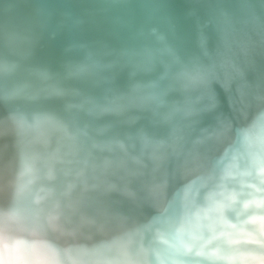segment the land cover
Wrapping results in <instances>:
<instances>
[{
  "label": "water",
  "instance_id": "1",
  "mask_svg": "<svg viewBox=\"0 0 264 264\" xmlns=\"http://www.w3.org/2000/svg\"><path fill=\"white\" fill-rule=\"evenodd\" d=\"M6 1L0 0V4L4 6ZM13 1L15 5L11 16L26 26L11 25L30 40V45L25 53L20 51L12 57L20 60L27 69L39 70L51 77L47 81L34 73H26L25 78L34 87L55 83L69 89L70 96L61 98L55 93H42L36 100H6L2 78L0 152L10 148L21 153L25 148L13 124H3L12 113H18L30 124L40 120L39 127L46 112L61 116L67 109L76 106V113L72 112L74 121L84 122L83 126H100L101 129L90 126L98 136L106 125H117L122 132L146 131L155 138V134L164 132L167 141L171 142L169 132L172 128L160 121L173 125L165 122L163 117L174 104L184 103L185 96L175 80L184 68L195 71L204 66L214 67L209 83L198 93L203 97L197 105L198 111L184 122L194 127L202 122L200 127L211 131L204 127L211 122L210 115L214 116L216 127L220 120H227L233 115L240 106L241 98L252 100L256 94L264 93L263 81H260L264 79V0ZM249 2L255 5V15L246 10ZM9 12L7 8L0 9V16L4 20L6 16L12 18ZM76 67L85 71L78 76L70 75ZM136 86L158 93L165 101L158 114L139 108H129L124 117H117L112 112H89V105L105 104L108 102L106 98L132 94ZM69 101L76 106L68 107ZM251 111L253 121L259 113L264 114ZM208 117L211 119L204 123ZM253 121L245 134L248 159L225 152L216 160L217 170L223 173L224 178L215 183L198 180L190 189L201 202L216 191L234 193L231 207L221 208L217 215H222L223 220L231 215L229 222L235 224L242 223L245 216L254 215L262 208L249 206L251 199L264 200V178L254 175L257 154L248 141ZM110 137L111 132L103 141ZM138 139L134 137L128 141V153L139 158L140 166L135 173L130 168L124 170L125 174L133 175L125 184L135 200L137 195L143 198L145 176L142 173H147L149 162L146 154L152 151L143 145L133 147V144L139 145ZM62 158L60 156L57 160V168L56 161L51 166L40 168L32 162L28 163L24 177L11 179L13 184L7 192L10 201L7 210L16 209L34 224L43 225L45 235L59 246H65L68 237L51 229L47 217L59 211L61 220L66 218L72 201L69 202L70 192L73 191L70 184L76 176L70 168L63 171ZM93 175L89 173V176ZM5 184L0 177V186ZM211 199L216 200L215 195ZM3 206L0 204V211L5 210ZM138 208L136 210L130 202H119L117 211L127 218H135L138 212L148 214L147 205ZM65 224L63 228L70 232L73 226ZM219 225L223 227L227 224ZM89 231L90 228L84 229V232ZM90 232L86 236L79 235L82 242L76 247L75 255L84 264H110L113 244L117 246L120 240L114 235L108 237L97 235L93 230Z\"/></svg>",
  "mask_w": 264,
  "mask_h": 264
},
{
  "label": "clouds",
  "instance_id": "2",
  "mask_svg": "<svg viewBox=\"0 0 264 264\" xmlns=\"http://www.w3.org/2000/svg\"><path fill=\"white\" fill-rule=\"evenodd\" d=\"M82 69L76 67L70 75H81L85 71ZM29 72L51 80L47 73L27 69L20 60L5 53L0 60V76L4 78L6 100H36L42 93H55L61 98L70 96L69 89L55 83L34 87L25 78ZM213 73L214 67L204 66L195 71L184 68L176 75V84L185 99L182 105L174 104L163 117L174 127L171 142L152 137L146 131L122 132L117 125L103 129L111 132V137L105 141L109 150L119 148L128 154V141L139 137L145 149L151 148L150 158L155 162L149 172L142 173L145 176L143 199L150 211L143 220L117 222L114 238L124 241L125 247L110 264H186L197 251L201 235H209L217 209L225 206L209 197L201 202L190 189L200 179L215 183L224 178L217 170L216 160L225 152L248 159L245 134L253 121L251 109L254 105L256 112H264V93L256 94L252 100L241 98L233 115L220 120L211 131L197 129L184 122L198 111L197 105L203 98L198 93L209 83ZM106 99L107 104L94 103L89 112L123 115L129 108H139L156 115L165 105L158 93L144 91L140 86H136L132 94ZM75 106L68 102V107ZM9 119L27 149L22 151V160H30L36 168L51 166L65 147L79 152L87 144V131L78 127L73 130L68 121L56 115L46 114L39 127L28 123L18 113H12ZM133 159L140 162L138 157ZM254 164V175L264 178V149L259 150ZM25 171L22 166L18 175L23 178ZM222 195L226 202L231 199L227 194ZM47 223L51 229L68 237L65 246L51 241L43 225L34 224L18 210L0 211V264H84L75 255V234L65 231L60 212H52ZM215 236L217 239L211 246L213 258L201 257L203 264H264V207L256 215L245 216L239 225H216ZM176 248L190 250L189 256L169 262L158 255Z\"/></svg>",
  "mask_w": 264,
  "mask_h": 264
},
{
  "label": "bare ground",
  "instance_id": "3",
  "mask_svg": "<svg viewBox=\"0 0 264 264\" xmlns=\"http://www.w3.org/2000/svg\"><path fill=\"white\" fill-rule=\"evenodd\" d=\"M3 5L4 6L0 4L1 6L0 9L7 8L8 11H10L9 15L11 16L10 13L11 12L13 13L12 10L14 8L15 2L13 0H7L6 3H4ZM253 6L255 5L249 2V7L246 9L247 11H249V14L251 15L256 14V9ZM6 17L7 19L4 20L0 16V60H3L5 53H8L10 56H12L14 53L18 54L20 51L25 53L30 45V40L26 39V36L21 35L12 26L13 24H18L20 27H22V26H26V24L18 21L17 19L14 18V16H11L13 19L10 18L9 16ZM2 78L3 76H0V81ZM260 81H263L262 84V90H263L264 79ZM107 103L105 102V104ZM92 105H89L90 109L92 108ZM76 107L71 109L66 108L67 110L59 117L68 121L73 126V130H75L78 127L88 132V137L85 138L87 140V144L83 150L76 152L73 151V149L70 147H65L60 154V156L63 157L62 158L63 171H66L67 168H70L71 171L75 172L76 175L74 182L70 184L73 191L70 192L69 202L71 200L72 201L69 209L66 212V218L61 220V224L63 225V223L66 222L67 224H65V226H70V225L73 226V229L72 230L69 229V230L70 232L75 234L74 237H76L77 239L76 247H78L79 246L78 244L82 242L80 238L82 234L86 236L87 234L91 233L90 232L91 230H93V232L96 233L97 235L102 234V236L112 237L116 231L115 225L117 224L118 221L126 220L128 222H133L136 220H143L147 216L145 212H144L145 214H143L142 212H138L135 216L136 219L133 218L132 216H129L127 218L119 211H117V208H119V202L121 203L130 202L135 205L136 210L139 209L138 208L139 206L147 205V204L144 201V199L138 195L135 200L134 194H132L129 191V189H127L128 188L127 184H125L126 180L130 179L133 176L127 172H126L127 174H125L124 173L125 168H130L133 170L132 173H135V171L138 170L137 167L140 166L139 163L133 159V157L135 156H133L130 153L125 154L119 148H116L114 151L109 150V147L103 141L105 140L104 139L105 137L108 138L110 133L109 131L105 132L102 130L103 132L100 133L98 136L96 135V133L92 131L91 127L94 129L97 128L101 129L100 126L98 125H97L98 127L95 125H90L91 127L89 125L83 126L82 124H84V122L77 123V121H74L73 113L77 110ZM251 110H255L254 105ZM258 113L259 112H257V114ZM125 115L126 112L123 115L116 114L117 117H124ZM210 116L212 118L211 122L204 127H208V129L211 130L216 125V122L213 121L215 119L214 116L212 115ZM211 118L208 117L204 123L209 122ZM36 122L37 123L33 125L38 126L41 124L40 120ZM160 122L166 125L167 127L172 128V130H170L169 132L171 133V136L175 135L173 125L165 124L162 121ZM5 123L11 124L12 122L9 118H7L6 120H4L3 124ZM201 123L202 122L197 124L195 128L202 129V127H200ZM107 126L109 125H106V127ZM103 129H105V127ZM163 134L164 132H161L160 134H155V136L158 139L167 140L165 134L164 135ZM248 141L252 145V150L257 155L259 153V150L264 149V114L259 113V115L254 117L253 131L249 135ZM94 143L98 146H93ZM138 143L139 145L135 144L136 148L140 147V145H143L140 139H138ZM9 149L10 148H8L3 152H0V163H2L0 166V177L3 182L7 183L5 184V186L4 185L0 186V204H4L3 209L5 210L9 209L10 207L8 205L10 201H8L9 199L7 192H9V187L13 184L11 179H15V176H19L18 173L21 170L22 166L25 168L27 167L28 163H31L30 160L28 161L22 160V154H21L22 152L19 153L20 150L14 151ZM22 151H27V149L23 148ZM146 157L148 158V162H149L147 169V172H149L153 168L152 166H154L155 162L153 161L154 163H152L151 161L150 163L151 152L149 154H146ZM69 160H73V161L69 162ZM72 162L75 164H73ZM55 167L57 168V161L55 163ZM17 169L20 170L17 171ZM227 169L228 167L226 168V170ZM28 170L30 169L28 168ZM40 171L43 172V170ZM26 172L27 171H25V173ZM89 173L90 174L94 173V175L91 177L89 176ZM49 174L51 175V173ZM200 180H207V179H200ZM75 181H77L76 184ZM228 192L229 190H227L226 192L224 191L223 193H221L220 191L219 192L216 191L211 193V196H209V198L210 197L212 198V196L215 195L216 198L215 201L225 204L223 209L224 208L227 209L228 207H231L232 201L234 199V193L229 194ZM222 194H227V196L230 197L231 199L226 202L224 199V195ZM257 199L259 198L251 199L249 201V206L259 207V208L264 207V200L263 202H261L260 200ZM253 207L251 208L253 209ZM147 210L149 213L150 211L149 207L147 208ZM257 212L258 211H256L254 215H256ZM230 217L232 216L228 215L227 220L226 219L224 220L226 224H234V225L241 224V221L238 222V224L229 222ZM72 222H74L75 224H72ZM85 228H90V231L84 232ZM90 237L93 239L92 235ZM118 245L116 246L113 244L111 250V256H110L112 257V259H114L115 256L124 249L125 242L120 240Z\"/></svg>",
  "mask_w": 264,
  "mask_h": 264
},
{
  "label": "snow or ice",
  "instance_id": "4",
  "mask_svg": "<svg viewBox=\"0 0 264 264\" xmlns=\"http://www.w3.org/2000/svg\"><path fill=\"white\" fill-rule=\"evenodd\" d=\"M221 211V208L217 209V213ZM220 223H226L223 220L222 215H217L214 218L212 225L209 227V235L204 237L201 235L200 240L201 243L199 244L197 251L194 254H191L190 258L187 260L186 264H203V260L200 259L201 257H207L209 259L213 258V253L211 251V246L213 245L214 241L217 239L215 236L216 225ZM189 251H184L181 248H176L175 250H169L164 253H158L161 256L162 260L175 262L176 260L180 259L184 256H189Z\"/></svg>",
  "mask_w": 264,
  "mask_h": 264
}]
</instances>
